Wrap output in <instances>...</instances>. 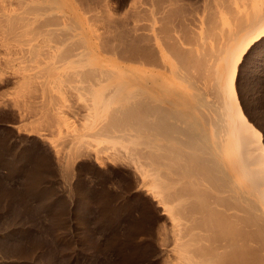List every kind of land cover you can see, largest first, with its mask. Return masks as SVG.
I'll return each instance as SVG.
<instances>
[{
    "label": "bare ground",
    "instance_id": "bare-ground-1",
    "mask_svg": "<svg viewBox=\"0 0 264 264\" xmlns=\"http://www.w3.org/2000/svg\"><path fill=\"white\" fill-rule=\"evenodd\" d=\"M76 1L0 0V63L18 67L24 84L37 81L44 98L55 101L57 123L69 136L76 113L70 102L77 101L100 139L118 147L128 138L122 149L142 144L141 150L126 147L125 161L136 168L147 164V190L156 191L170 214V264H264V133L251 122L236 85L243 54L264 36V0H211L196 24L197 37L173 33L170 24L165 35L167 15L164 20L158 7L164 21L155 29L166 36L164 46L158 39L148 43L160 33L154 21L142 24L149 25L148 40L145 34L130 39L140 23L130 31L119 15L104 23L101 10L90 12L102 17L99 24ZM119 45L129 46L130 56H117ZM167 51L182 65V86L143 70L170 66Z\"/></svg>",
    "mask_w": 264,
    "mask_h": 264
},
{
    "label": "rangeland",
    "instance_id": "rangeland-1",
    "mask_svg": "<svg viewBox=\"0 0 264 264\" xmlns=\"http://www.w3.org/2000/svg\"><path fill=\"white\" fill-rule=\"evenodd\" d=\"M210 1L78 0L85 5L84 9H91L86 10L88 17L90 12L95 15L96 11L101 10L102 13H98L106 17H101L105 23L107 17L112 16L110 18L113 19L114 15L117 18L119 15L130 31L134 24L153 23L155 34L160 32L152 37L154 41L148 40L145 34L149 33V25H142L146 27L144 29L141 26L140 29L139 26L134 28L129 38L138 34L139 37L134 38L143 39L145 34L148 43L154 45L158 39L162 46L164 36L170 32L164 29L168 24L167 28L173 26L169 27L173 33L185 34V30L188 35L193 31L195 33L190 32L189 35L195 34L197 37L199 27L196 24L200 23L198 19L206 13ZM158 7L164 13V17L160 13L161 17L165 20L167 15V20L160 17ZM93 8L95 11L92 12ZM107 12L108 15H105ZM195 16L197 18L194 19ZM98 18L97 22L103 23ZM163 21L167 23L162 25ZM159 23L161 27L164 26L160 29L167 32L165 35L158 31ZM185 23L186 29L183 26ZM159 35H163V38ZM116 39L113 37L110 42L115 45ZM125 47H116V52L123 49L120 55L117 54L121 51L114 52L117 56L123 53L128 56L131 49L126 50ZM172 55L167 51L165 56V59L169 58L166 62L170 63L171 68H166L170 67L169 64L165 68L149 65L143 70L161 73L171 84L182 86L180 75L183 68L175 63L177 58ZM241 60L236 85L251 115V122L264 133V36L252 44ZM8 67L10 69L7 65L0 66L3 70L0 71V264H170L174 259L173 221L154 194L156 191L152 193L154 187L150 185L152 192L147 190L151 179L150 175L144 174L147 164L136 168L132 163H126L124 150L130 144L122 145L126 146L125 149L119 145L125 144L128 138H122L124 142L118 145L119 148L116 147L119 142L113 147L112 142L100 139L89 130L86 113L77 101L70 102L76 112L73 118L70 114L75 122L71 133L81 134L82 138L71 133L69 136L65 132L67 128H60L57 123L58 117L53 109L55 101L52 102L48 96L44 98L37 81L24 84L18 67H14L16 72L11 69L12 66ZM174 69L180 72L177 74L173 72ZM133 144L132 147L130 145L132 149L143 148L142 144ZM110 145L119 153V149H122L121 153H116ZM104 146H108V150Z\"/></svg>",
    "mask_w": 264,
    "mask_h": 264
}]
</instances>
